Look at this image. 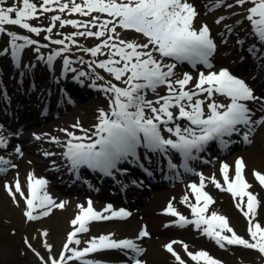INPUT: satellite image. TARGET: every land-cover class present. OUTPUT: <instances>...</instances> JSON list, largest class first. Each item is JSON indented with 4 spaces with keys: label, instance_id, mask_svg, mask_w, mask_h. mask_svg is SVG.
Here are the masks:
<instances>
[{
    "label": "snow or ice",
    "instance_id": "snow-or-ice-1",
    "mask_svg": "<svg viewBox=\"0 0 264 264\" xmlns=\"http://www.w3.org/2000/svg\"><path fill=\"white\" fill-rule=\"evenodd\" d=\"M18 3L20 6H5V0H0V33L5 32V25H18L36 34L42 31L51 33L55 22H59L61 26L82 27L84 31L74 32L71 36L98 38L99 43L84 51L89 52L92 57L106 56L98 63L90 62L88 66L96 64L98 68L109 73L115 81H120L124 85L118 86L109 81L107 86H102V90L108 95L109 109L107 111L103 108L98 109V122L93 125L94 131L91 135L87 134V129L81 128L79 121L71 127L81 128V131L85 133L83 136L76 135L67 128L60 129L68 138L63 144L66 150L62 155L67 158L71 170L87 166L112 176L115 171H120L118 169L120 162L127 161L129 158L137 159L138 149L141 147L154 154L163 155H169L171 150H176L186 161L195 160L198 157L194 153L204 151L210 141H219L227 147L232 141L224 138H230L233 134H242L243 140L250 144L254 126L264 122V116H261L259 120L253 118V109L249 106V102H259L260 110L264 111V97L256 96L253 88L244 79L230 72L228 68H221L219 71L211 70L214 65L210 62V57L216 51L217 45L207 24H202L199 28L195 26L199 12L189 0H81L80 3H76L75 0H69V3H61L60 0H42L39 6L30 0H18ZM53 4L58 6L61 13L68 10L71 13L92 16V19L82 22L53 15L51 17L53 24L47 28L35 27L29 22L37 16L38 12L42 14L52 11L50 6ZM247 4L251 6L245 7ZM221 6L227 9L240 8L241 12H233L232 15L243 16L251 28L249 35L255 36L264 48V0H232L231 3H227L226 0H214L209 10ZM93 13L105 14V18L101 19L99 15L93 16ZM223 20L225 17L220 16L216 23L220 24ZM241 23V20H236L237 25ZM225 27L229 32L232 31L230 25ZM92 28L97 30L93 31ZM118 29L134 31L144 37V42L125 39ZM7 35L10 37L9 43L13 57H18L27 45L38 43L28 36L17 35L14 31H8ZM18 40H23V43L18 44L16 42ZM51 42L55 45H65L64 39H55ZM72 43L76 41L72 40ZM242 43L243 41H237V44ZM47 46L43 45V47ZM105 49L107 52L104 51ZM66 50V46L55 50L47 57V62L51 63L55 57ZM4 51L7 52L8 49ZM36 51L39 52V48H36ZM248 51L256 53V45L254 44ZM261 55H264V52ZM40 58L43 59V57ZM165 58H174L176 62L189 61L193 66L202 63L209 71L207 73L200 71L195 78L185 72L182 77L174 79L177 63H165ZM70 64L71 61L65 57L64 65L67 67ZM78 75L83 77L87 73L81 71ZM98 79L102 80L103 77ZM92 86L96 87V85ZM160 86L166 87L165 95H159L156 100L146 99V90L156 92ZM217 94L229 98V102L217 103L214 98ZM201 96L203 98H200ZM180 121H187V124L181 127ZM164 132L170 135L166 137ZM40 138L35 136L37 140ZM51 140L61 143L56 137H51ZM6 146L7 138L0 135V148ZM15 152L22 155L19 146L15 148ZM45 155H52V153H45ZM0 165L5 166L0 167V173L6 172L8 165L16 167L3 156H0ZM244 168V160L237 158L234 176L230 178L229 165L224 163L221 172L226 188L215 177H212V182L222 191L231 193L234 199L239 198L236 207L248 218L250 239L238 235L229 225L226 216L217 212L206 215L209 205L214 203V200L208 192L204 191L203 177L199 185L196 183L190 185L196 199L195 204H189L194 220H189L177 212L171 201L164 212L179 217L175 223L195 224L197 228L205 226L204 234L221 248H224L225 244L239 245L256 250L264 256V227L253 222L259 200L256 194L248 190L251 185L245 179ZM123 170L127 171V169ZM187 170L193 171L191 168ZM253 175L259 184L264 186V174L254 170ZM27 180V196L22 191L19 179L15 181L14 188L5 184V189L14 202H16V194L25 199L24 216L27 220L34 221L41 216H48L53 207H64L65 202L56 203L45 190L47 181L44 178H37L33 173H29ZM183 202H188L187 195L183 197ZM78 207L80 212L71 221V224L75 226L74 230L68 234L67 242L64 244V250L70 253L66 258L67 261L82 260L89 253L104 250H120L127 256L126 250H131L135 254L132 257V264H144L141 259L136 258L144 249L134 239H116L113 233L92 237L85 242L87 246L82 249L69 247L81 243V240L76 238L77 234L88 232V224L91 221L127 218L131 215L124 208L113 211L111 204H108L102 212L97 211L91 200H88L86 207L83 205ZM36 209H41L38 215L34 214ZM108 212L111 214H103ZM43 235L47 236V232L45 231ZM149 235L146 227H142L136 240ZM176 243L183 242L171 241L164 247L179 261V264H185L173 248ZM25 244L35 252L27 238H25ZM45 247L50 248L51 245L45 244ZM183 247L187 251L188 246L183 244ZM35 254L40 256L38 252ZM188 255L197 264L200 262L221 264L203 250L195 253L188 252ZM40 259L43 264H49V261L44 260L43 257ZM50 264H66L63 252L59 259L50 258ZM84 264H100V262L88 259L84 261Z\"/></svg>",
    "mask_w": 264,
    "mask_h": 264
},
{
    "label": "rangeland",
    "instance_id": "rangeland-1",
    "mask_svg": "<svg viewBox=\"0 0 264 264\" xmlns=\"http://www.w3.org/2000/svg\"><path fill=\"white\" fill-rule=\"evenodd\" d=\"M30 2L36 3L38 6L42 3V0H30ZM61 3H69V0H60ZM76 3H80L81 0H75ZM194 6L196 7L197 11L199 12L198 18L195 20V26L199 28L202 24H207L210 28L211 36L214 39V42L216 45L220 44V47L216 49V51L213 53V55L210 57V60L215 61L214 67L211 69L212 71H219L221 68H228L231 67V65H235L239 60H241V57H243L240 54V51L238 52V40H243V46L244 49L241 53H246L254 56L255 53L249 52V48H251L254 44H256L255 38L252 41L251 35L249 33L251 32V28L249 23L243 19L242 27L236 24V20H241L243 18L242 15L233 16V12H241L242 10L240 8H233V9H227L225 6L217 7L212 10H209L211 6L214 3V0H189ZM227 3H231L232 0H226ZM8 5H14V6H20L18 3V0H5V6ZM251 4L245 5V7H250ZM53 10L50 12H44L39 13L37 16L33 19H31L29 22L35 26L40 28H47L48 26H51L53 24L51 17L53 15H60L62 19H74L77 21H89L92 19V16H83L79 13H71L68 10H65V12L61 13L58 10V6L56 4H53L50 6ZM93 16L99 15L101 19L105 18V14H99V13H93ZM224 16L225 20H223L220 24L216 23V20L220 17ZM226 25H230L232 27V31L229 32L228 29L225 27ZM5 29L14 31L16 33L21 34L20 36H28L30 39L36 40L38 43L36 45H27L25 49H23L17 59L14 58L13 63L9 65L8 63V53L12 54V49L10 46V38L7 35V33L3 32L0 33V53H2L3 56V64L5 67V73L9 76V79L12 82V90L16 91V84L14 81V78L18 74L16 71V67L19 63H21L22 67L27 66H35L36 74L35 79L33 82L28 84L26 91L28 92L30 86L33 84L34 91L40 95V98L38 100H35V105L33 108V111L31 112V116H29L30 121H33L38 116V108L40 104L42 103L44 96H45V90L48 87H52L49 85H46V81H48L49 78L54 79H72L74 77H79V72L83 71L87 73L86 76H83L81 78L87 79L89 82H86V85H96V89L94 92H89L86 95V98L83 101L78 102V97L73 96L75 100H77V103L72 104V107L66 111L63 114L60 115H52V113L49 114V118L45 121V124H32L33 122H30V124L34 126H28L26 130H29L32 132V130L37 131L39 136L41 137L39 140H36L35 143L40 142L41 146L43 145V150L46 147L53 146L57 150V153L60 154L63 150L62 144L66 142L68 139L66 136V133L61 132L60 129L67 128L70 131L76 132L77 128H72L71 126L75 124L77 121L80 122V125L82 127H85V129L88 130V135H91V133L94 131L93 125H95L97 121L98 116V109L103 108L106 111L109 109V99L108 95L102 90V86H107V83L111 81L112 83H116L118 86H124L122 82L115 81L114 78L107 73L105 70L100 69L96 66V64H92L91 67L88 66V64L91 62V54L89 52L84 51L86 48L94 47L97 43H99L98 38L94 37H81V36H71L72 33L77 31H84L82 27H74L72 25H63L61 26L59 22H55V26L53 27V31L51 33L47 31H42L39 34L31 33L27 29H22L18 25H5ZM244 27V28H243ZM247 27V28H245ZM91 30L95 31L96 28H92ZM6 31V30H5ZM118 31H121L118 29ZM218 31V34H217ZM121 35L123 38L132 40L136 39L140 42H144V37L140 34L135 33L131 30H124L121 31ZM48 37V39H64L65 44L70 47L63 53H61L60 56H57L59 58L55 62L48 63L47 57L52 54L56 47L64 46V45H52L51 48L43 47V43L40 40H44ZM71 37V38H69ZM9 39V41H7ZM72 40H75L76 43H72ZM247 40V41H245ZM18 44L23 43V40L16 41ZM36 48H39V52L36 51ZM62 48V47H61ZM4 49H8L7 52L4 51ZM107 52V50H104ZM258 51V47H257ZM223 54H227L226 61L227 66L224 65V63H221L219 59H221ZM40 57H43L41 59ZM67 57L71 64L69 66L64 65V58ZM56 58V57H55ZM105 55H99L96 57L97 63L99 60L105 59ZM248 58V57H245ZM264 60V58H263ZM19 62V63H18ZM165 63H177V67L175 68L176 76L175 78L182 77L183 73H199L200 71H203L204 68H206L208 71L209 69L201 64L197 63L199 65H203L202 68H198L197 66H191L192 63L189 61H186L184 63H178L175 61L174 58H165ZM254 63L253 59H249V61L246 63V65H251ZM230 64V65H229ZM50 66L51 70L47 71L46 66ZM47 71L49 73L54 74L55 76H49V73L43 72ZM75 70V71H73ZM180 70H183L180 72ZM207 71V72H208ZM59 75L62 77L60 78ZM194 78L198 77V75H192ZM98 77H103V79H98ZM61 82H58L55 86L56 90L58 89V86ZM162 89V92H159V90ZM16 92H21V90H18ZM14 93V92H13ZM166 94V87L160 86L156 92H152L151 90H146L145 95L146 99L149 98L150 100H156L159 95H165ZM19 95V94H17ZM220 95L217 94L214 98L217 103H225L227 104L229 102V98L222 96V100L220 99ZM16 100V106L23 107V104L25 103L22 101V99H18L14 97ZM26 104V103H25ZM18 115L17 117L21 116V113L19 112L18 108ZM147 111V110H146ZM10 118V116H9ZM12 118V117H11ZM37 120V119H35ZM13 124H16L17 126V120L16 116L13 118ZM85 135V133L80 128V136ZM51 137H56L60 139L59 146L56 147V144L51 140ZM33 140V139H32ZM32 140H28L29 142H32ZM251 143H247L244 147L239 148L236 153H240V158H244L245 162L247 163V154L251 152L252 148L258 147L264 150V128H261L257 131L256 134H254L251 137ZM30 149L35 150L34 146H31ZM46 153H54L52 149H45ZM29 155L31 157H28L29 161L35 165V163L38 165V161L43 162V168H49V159L45 158L43 159L41 155H39L38 152L28 151ZM233 154L228 157H226L228 160H226V163L229 165V177L232 178L234 176V169H235V161L237 159V155ZM247 153V154H245ZM33 159V160H32ZM224 163H216L211 169V171H208V174H205L203 176L204 178V185L206 187V190L209 192V195H211L212 198L215 199V203H212L209 205L208 210L206 212V215H211L212 212H217L218 214H222L228 218L229 225L236 231L238 235L245 239H250L248 234V218H246L242 212L236 207V203L239 198H233L232 194L228 191H222L221 189L217 188L215 184L212 182V177H215L217 181L221 183L222 186L226 188V185L224 184L223 174L221 172V167ZM32 165V166H33ZM254 169H258L259 172L264 174V163L260 162L253 165V168L249 167L247 164V170H248V183L254 187L253 193L257 195V198L259 200V206L257 209V214L254 218V223H259L261 227H264V186H261L259 182L255 179L253 175ZM33 173L34 176H37L36 172H32L31 168H28L24 174V179L19 178V176L12 182L10 181V185L13 186L15 181L19 179L21 183L22 191H24L25 196L28 195V174ZM10 173L3 175V178H6ZM2 178V179H3ZM201 179H197V181L200 182ZM51 189L60 191V188L55 185L50 186ZM7 194L3 198L4 202L7 203H14V207L18 212L22 215L18 218L17 224L9 225V223L0 220V255L5 252V250L9 249L12 251L14 249V253H12V256L19 261H23L27 264H43V261L40 259V257H43L44 259H48L50 261V258L56 259L57 256H59V253L61 250H64V244L66 237L70 230L74 227L71 223V221L76 217L77 214L74 212L71 213L70 208H78V201L80 200L81 203H84V199L82 197L77 199L76 196H72L70 194H64L63 192H60V194L63 197L53 195L52 199L56 203L59 202H65V205L63 208H55L53 207L51 209V213L48 216H41L39 219L34 221H29L24 216V212L26 211V202L23 197H21L19 194H16V202L13 201L12 197L9 195L8 191L5 189V187L2 188ZM47 190V189H45ZM167 195H161L160 198L154 197V201L149 202V206L156 207V210L159 211L158 216L160 217V221H164L165 219H168V217L165 216L164 209L167 207L169 201L172 202L174 208H178L182 212H184L187 215L193 216L191 208L189 207V204H195L196 199L195 195L192 193V190L189 185H177L176 188L172 189L169 187L166 191ZM187 195L188 196V202H183V197ZM20 197L21 201L19 202ZM76 198L75 200H72ZM203 202H201L202 204ZM85 204V203H84ZM148 204V203H147ZM41 209H36L34 214L38 215ZM132 219H138V223L140 225L141 222H147L149 228L152 232V237L146 241V247L147 251L143 257V261H146V264H156L155 260L156 258L151 254V246L152 242L157 244V250L160 252L163 251L164 254L159 255V263L161 262V258L164 257L165 262L169 264H179V262H176L173 257L168 256L166 254L165 248L162 246V241L167 240L170 237H175L178 234H182L183 238L187 240L185 244L188 246V249L192 250L193 253L197 251H206L209 254H214L216 258L225 260V264H264V256H261V254L252 249H246L239 245H227L225 244L224 248H221L219 245L216 244V242L208 237L203 232V228H200L195 230L194 225H187V228H170L168 230H161L162 223L160 221H151L155 223V226H157L159 231H156L153 229L151 222L137 218V214L134 215V218ZM69 223L67 226L65 224V221ZM133 221V220H132ZM120 223V222H119ZM119 223H94L90 225L89 231L84 234V242L91 239L92 237H97L101 234H108L112 233V229L116 231V235H114V238H121V237H127L129 236L128 233H120L117 231V226ZM124 223H127L124 222ZM122 223V224H124ZM137 225V228L139 227ZM62 230V231H61ZM47 232V236H44L43 233ZM61 231V232H60ZM138 231H136L137 235ZM230 235V234H229ZM25 238H27L28 242L32 245V248L35 249V252H38L40 256H37L35 252H33L31 249L27 247L25 244ZM45 244L51 245L50 248L45 247ZM181 259L184 260L186 264H197L196 261H193L191 257L188 255V253L185 251L183 244H180ZM22 253H24V256H22ZM70 253L67 252L66 257ZM159 254V252H158ZM114 257H116V254H109ZM21 256V257H18ZM167 259V260H166ZM69 264V263H68ZM75 264V263H71ZM79 264V263H77ZM200 264H203V262H200Z\"/></svg>",
    "mask_w": 264,
    "mask_h": 264
},
{
    "label": "bare ground",
    "instance_id": "bare-ground-1",
    "mask_svg": "<svg viewBox=\"0 0 264 264\" xmlns=\"http://www.w3.org/2000/svg\"><path fill=\"white\" fill-rule=\"evenodd\" d=\"M30 138H31V135H29L27 133L25 135V139L28 141V139H30ZM27 147H28V145H26V149H27ZM34 152H42V149H38ZM245 154H247V153H245ZM12 161H13L12 164H15L16 167L13 168L12 172L8 175L7 178H5L4 180H0V220L9 223V225L15 226L17 224L18 218L22 215L18 212V210L15 209L14 203L10 204V203L3 201V198L6 196L7 193L2 188L5 187L6 183L10 185V181L13 182L15 180V178H17L18 176H19V178L24 179V174L28 168H31L32 172H36L37 166H35V165L32 166L33 163L31 161H29V159L26 158L25 155H23L22 157L16 156L15 159ZM259 161L264 163V150L261 148H258V147L252 148L251 152H249L247 154V163H248L249 167L253 168V165L259 163ZM253 189H254V187L251 186V188L248 190L253 192ZM56 195L61 197V195H59L57 192H56ZM17 198L19 199V202H20L21 198L18 196H17ZM78 202H79L78 203L79 205H83L82 203H80V201H78ZM70 211H71V213L74 212L76 214V213L80 212V208L79 207L77 209L70 208ZM137 214H139V217L137 215V218L145 217L146 220L149 222L157 221L160 219V217L157 214L156 207L149 206V203L144 204V206H142V210L137 212ZM132 218H134V217L131 216V218L129 220H127V223L120 222L119 225L117 226L118 227L117 231L120 233H129L132 235L136 231L137 225H139L138 219L134 220ZM67 221L68 220L65 221L66 226L69 224V223H67ZM122 223H124V224H122ZM151 224L153 226L152 227L153 229H155L156 231H159L157 226H155L154 222H151ZM160 231H163V228H161ZM151 244H152L151 254L156 258L155 263L156 264H169V263L165 262L164 257L161 258V262L159 263V257L158 256L164 254V252L163 251L160 252L159 250H157V244H155L154 242H152ZM158 252H159V254H158ZM12 253H14V249L12 251H10L9 249L5 250V252L0 255V264H27L21 260L17 261L14 258V256H12ZM22 256H24V253H22ZM18 257H21V256H18Z\"/></svg>",
    "mask_w": 264,
    "mask_h": 264
}]
</instances>
